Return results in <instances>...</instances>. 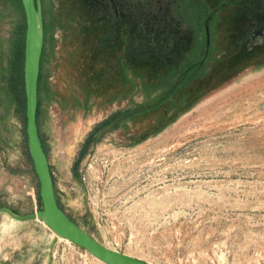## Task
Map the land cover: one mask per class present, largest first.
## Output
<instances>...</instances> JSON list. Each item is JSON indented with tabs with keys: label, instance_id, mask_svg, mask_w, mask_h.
Instances as JSON below:
<instances>
[{
	"label": "rangeland",
	"instance_id": "1",
	"mask_svg": "<svg viewBox=\"0 0 264 264\" xmlns=\"http://www.w3.org/2000/svg\"><path fill=\"white\" fill-rule=\"evenodd\" d=\"M41 3L37 124L68 217L154 264H264V62L172 109L159 85L117 78L113 54L96 63ZM23 21L18 0H0V203L21 214L41 208L11 83ZM37 221L46 235L3 236L1 264H105Z\"/></svg>",
	"mask_w": 264,
	"mask_h": 264
},
{
	"label": "flooded vegetation",
	"instance_id": "2",
	"mask_svg": "<svg viewBox=\"0 0 264 264\" xmlns=\"http://www.w3.org/2000/svg\"><path fill=\"white\" fill-rule=\"evenodd\" d=\"M54 1L72 43L113 54L117 78L159 85L172 109L264 62V0Z\"/></svg>",
	"mask_w": 264,
	"mask_h": 264
},
{
	"label": "water",
	"instance_id": "3",
	"mask_svg": "<svg viewBox=\"0 0 264 264\" xmlns=\"http://www.w3.org/2000/svg\"><path fill=\"white\" fill-rule=\"evenodd\" d=\"M20 1L25 17L23 59L25 133L28 153L39 183L41 208L34 212L21 214L3 205L0 206V214L5 213L16 221L39 220L53 232L55 237L70 241L105 264H154L103 245L71 220L59 206L48 157L40 139L36 119L38 78L44 46L42 3L41 0Z\"/></svg>",
	"mask_w": 264,
	"mask_h": 264
},
{
	"label": "trees",
	"instance_id": "4",
	"mask_svg": "<svg viewBox=\"0 0 264 264\" xmlns=\"http://www.w3.org/2000/svg\"><path fill=\"white\" fill-rule=\"evenodd\" d=\"M18 2L20 4L22 12H23L21 1L18 0ZM24 33H25V17H24V21L22 23H18L15 25V29L13 32L14 39H13V47L12 48L14 51H12V52L14 54V57L12 60V65H13V73L14 74L12 76V81H11V83H13V85H14V90H15L16 97L18 100L17 107L19 108V110L22 111L23 116H24V132H25V125H26L25 93H24V85H23ZM44 44H45V28H44ZM43 53H44V46H43L42 56H43ZM40 71H41V62H40ZM39 82H40V73H39V78H38V107H37V114H36L37 121H38V116H39V111H40V109H39L40 108ZM40 139H41V137H40ZM25 142H26V144H25L26 150L28 152L26 133H25ZM41 142H42V140H41ZM42 145H43V143H42ZM44 150H45V148H44ZM28 155H29V153H28Z\"/></svg>",
	"mask_w": 264,
	"mask_h": 264
},
{
	"label": "crops",
	"instance_id": "5",
	"mask_svg": "<svg viewBox=\"0 0 264 264\" xmlns=\"http://www.w3.org/2000/svg\"><path fill=\"white\" fill-rule=\"evenodd\" d=\"M12 206L5 203H0V206ZM37 220H27V221H16L5 213L0 214V258L3 256V239L4 235H46V229L44 230ZM47 228V227H45ZM40 229V230H39ZM2 261L0 260V264Z\"/></svg>",
	"mask_w": 264,
	"mask_h": 264
},
{
	"label": "built area",
	"instance_id": "6",
	"mask_svg": "<svg viewBox=\"0 0 264 264\" xmlns=\"http://www.w3.org/2000/svg\"><path fill=\"white\" fill-rule=\"evenodd\" d=\"M68 242H70V241H68Z\"/></svg>",
	"mask_w": 264,
	"mask_h": 264
},
{
	"label": "bare ground",
	"instance_id": "7",
	"mask_svg": "<svg viewBox=\"0 0 264 264\" xmlns=\"http://www.w3.org/2000/svg\"><path fill=\"white\" fill-rule=\"evenodd\" d=\"M10 218V217H9Z\"/></svg>",
	"mask_w": 264,
	"mask_h": 264
}]
</instances>
